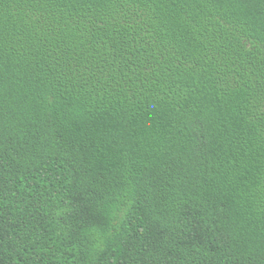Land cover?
Returning <instances> with one entry per match:
<instances>
[{
	"label": "trees",
	"instance_id": "16d2710c",
	"mask_svg": "<svg viewBox=\"0 0 264 264\" xmlns=\"http://www.w3.org/2000/svg\"><path fill=\"white\" fill-rule=\"evenodd\" d=\"M0 264H264V0H0Z\"/></svg>",
	"mask_w": 264,
	"mask_h": 264
}]
</instances>
